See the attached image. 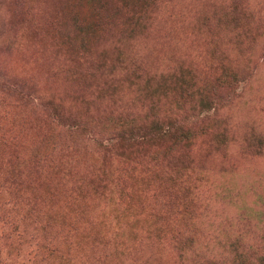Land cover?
Listing matches in <instances>:
<instances>
[{
  "label": "rangeland",
  "instance_id": "374dc122",
  "mask_svg": "<svg viewBox=\"0 0 264 264\" xmlns=\"http://www.w3.org/2000/svg\"><path fill=\"white\" fill-rule=\"evenodd\" d=\"M0 264H264V0H0Z\"/></svg>",
  "mask_w": 264,
  "mask_h": 264
}]
</instances>
